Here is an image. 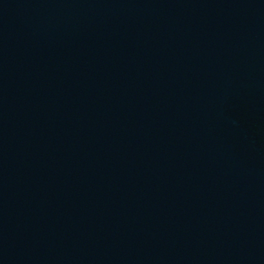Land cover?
I'll return each mask as SVG.
<instances>
[{"label":"water","instance_id":"water-1","mask_svg":"<svg viewBox=\"0 0 264 264\" xmlns=\"http://www.w3.org/2000/svg\"><path fill=\"white\" fill-rule=\"evenodd\" d=\"M0 264H264V0H0Z\"/></svg>","mask_w":264,"mask_h":264}]
</instances>
